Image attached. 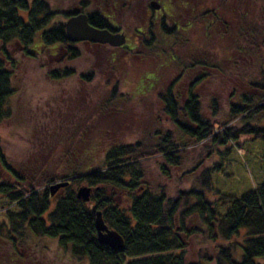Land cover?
<instances>
[{
    "label": "trees",
    "instance_id": "16d2710c",
    "mask_svg": "<svg viewBox=\"0 0 264 264\" xmlns=\"http://www.w3.org/2000/svg\"><path fill=\"white\" fill-rule=\"evenodd\" d=\"M170 1L180 4L185 0H165L166 8L172 6L168 9L172 24L161 29L145 25L144 19L138 21V26L144 28L145 37L139 47H135L131 40L128 49L123 46L112 56L114 66L111 71L116 74L119 67L121 70L120 76L109 84L114 88L135 87L138 93L147 84L153 88L170 82L157 96L163 105L158 115H164L179 136L175 137L166 129L162 131L156 121L155 127L146 133V139L136 144L113 143L103 150L95 147L98 151L93 149V153L82 148L67 151L63 154L65 158L61 166L67 171L63 178H70L71 183L59 197L51 195V186L40 189L44 183L56 182L58 178L42 179L41 175L35 176L36 173L24 174L22 170L25 168L21 171L15 169L5 155L0 138V198L7 201L4 218L0 221V264L25 263L30 254H49L48 242L51 241L58 243L64 256L58 253L45 264H264V184L241 197L223 199L218 204L208 198L210 172L217 167H207L196 176L200 161L196 167L184 170L188 158L182 148L190 142H210L214 137L215 122L206 117L204 96L209 98V104L215 103L212 100L218 97L213 95L216 98H210L201 89L208 76L222 78L221 70L224 71L226 66L207 55V34L212 33L205 31L203 38L197 26L188 30L182 24L184 21L177 19L179 15L174 14ZM87 6H92V2ZM127 6L126 14H129L128 2ZM205 11L206 25L215 23L219 29L225 26L230 38V33L235 32L234 19L225 17L218 6L209 12L205 7ZM193 17L198 22V14ZM66 19L63 13L57 15L47 0H0V127L13 118L18 61L11 50L12 45L23 48V54L31 60L54 57L60 49L64 51V60L79 61L82 57V46L76 48L75 42L67 35ZM258 29L256 27L250 35H245L247 41L242 40L244 43L239 51L234 47L232 51L247 55L255 50ZM207 45L221 49L214 40L207 41ZM185 48L188 55L178 58L175 51ZM194 49L197 53L193 51L191 54ZM165 57L173 64L167 65ZM125 58L134 66L138 65L139 76L138 72L130 74L123 62ZM145 60L147 66L141 65ZM160 62L170 69L162 68L164 65ZM133 64H130L131 68ZM67 67L52 71L51 80L61 82L70 78L74 69ZM171 73L177 76L169 81ZM82 79L86 80V85L94 81L91 78L87 80V77ZM260 88L264 89V84ZM112 97L111 104L118 98L122 99L123 94L113 92ZM254 103V100L244 97L240 102L242 106L230 104L231 121L249 113V105ZM261 110L259 108L248 117L243 116V121ZM214 111L212 115L217 112ZM233 131L220 132L213 141L223 136L220 142L226 143V138H236ZM241 132L264 138L263 129L249 125L242 127ZM153 160L158 161V172L164 181H172L175 173L180 171L178 177L182 176L184 180L201 177L204 191L191 190L190 187L177 190L171 196L168 186L152 180ZM201 178L198 179L200 183ZM82 182L97 189L89 204L76 197L74 187ZM97 212H102L107 226L123 237L124 251H114L100 244ZM197 238L200 244L196 245ZM193 248L195 250L191 251Z\"/></svg>",
    "mask_w": 264,
    "mask_h": 264
},
{
    "label": "rangeland",
    "instance_id": "374dc122",
    "mask_svg": "<svg viewBox=\"0 0 264 264\" xmlns=\"http://www.w3.org/2000/svg\"><path fill=\"white\" fill-rule=\"evenodd\" d=\"M98 1L100 0H47L57 15L73 9H80L81 6L86 7L88 2H94L96 5ZM100 2L97 4L100 5ZM147 2L149 0H133L130 4L129 14L123 15L122 18L133 24L143 19L146 20L144 8ZM263 2L264 0H192L191 2L205 6L207 12L212 8L216 9L218 6L222 9L221 12L225 17H232L236 23L235 29H233L235 32L230 33V38L228 37L229 34H226L227 28L225 26L219 29L215 23H207L206 25V31L212 33L207 34L205 46L207 55H212L214 59L226 66L224 71L221 70L222 78L221 76H208L205 86H202L201 89L206 95H210V98L212 96L215 99L216 97L213 95L219 98L215 101L212 100L215 103L209 104V98L204 96L207 102L205 105L206 117L215 122L214 137L210 142L195 144L190 142L187 147L182 148L183 151L187 152L185 157L188 158L185 171L191 167H196L200 161L202 163H200V169L196 176L207 167H217L212 173L210 172L211 186L207 191L208 198L218 204L223 199L241 197L247 191L264 184V138H255L254 133L241 132L245 125L264 130V89L260 88V85L264 84ZM110 4L113 6V0L110 1ZM92 9L96 10L97 6ZM230 12L232 14L228 15ZM25 15L23 14V17ZM226 23H228L227 20ZM126 24L128 26V23ZM256 27H259L256 33L257 40L254 41L256 49L251 50L247 55L234 53L233 47L235 51H239L241 45L247 41L245 35H250ZM213 40L221 46V49L219 46L207 47V41ZM81 46L80 54L82 57L79 61L64 60L65 56H63L64 51L62 49L59 52L54 51V57L31 60L25 57L23 48L13 45L11 48L18 61V75H16L14 85L16 94L12 105L13 118L0 127V138L5 155L15 169L21 171L22 168H25L26 170H22L24 174L26 172L28 175L36 173L35 176L40 177L41 175L40 178L42 179L52 176L58 178L56 182L44 183L42 188L39 187L40 189L63 181H70L71 183L70 178H63L67 175V171L61 166L65 158L63 154L67 151H78L82 148L93 153L95 147L98 150H103L113 143L136 144L146 139V133L155 127L156 121L158 126L161 125L162 131L166 129V132L172 133L175 137L179 136L173 130V126L167 122L166 117L158 115L163 105L159 103L157 96L164 90L163 87H168L170 82L155 85L153 88L147 84L144 89H141L142 93H136V88L130 86L114 88V85L109 83L120 76L121 68L119 67L116 74H113L111 68L114 65L111 60L112 56L117 53L114 49L120 47ZM193 51L197 53L194 49L191 50V54ZM188 53L187 48L175 51V55L181 59L185 58ZM220 53L223 55L222 57ZM148 54L151 56L150 53ZM163 59L167 65L173 64L167 57ZM123 62L130 70L131 75L138 72L139 76L140 70L137 64L134 66L126 58ZM160 63L164 65L162 68L170 69L163 62ZM130 64H133L132 68ZM143 64L147 66L146 60L141 63V65ZM67 66L74 69V72L70 73V78L61 82H53L50 76L51 72L57 68L64 69ZM174 66L177 67V63ZM81 76L87 77V80L91 78L94 81L86 85V80L82 79ZM176 76L177 74L171 73L169 81ZM256 84L259 86L255 87ZM113 92L123 94V100L118 98L111 104ZM244 97L254 100L255 103L249 105L251 111L246 112L243 116L248 117L250 113L259 108L263 110L258 114H252L245 121H243L242 116L232 122L228 111L230 104L242 106L240 102L244 100ZM243 106H248V104H243ZM213 109L214 112L217 111V114L212 115ZM155 118L156 120H153ZM73 125L77 127L73 128ZM67 127L72 128L69 130ZM234 128L236 130L233 131ZM229 129L234 132L236 138H226L227 142L221 143L220 140H223V136H219L218 141H213V138L217 137L220 132L226 133ZM177 139L179 140V137ZM97 149L95 151H98ZM152 163L150 170L152 180L154 183L158 182L168 186L171 196L177 190H186L190 187H192L191 190L204 191L201 177V183L198 180L200 178L196 176V178L189 176L188 180H184L182 176L178 177L180 173L178 171L172 181H164L158 172V161L153 160ZM84 185L87 184L83 182L76 184L75 192ZM62 190L56 193L58 197L62 195ZM6 203L5 199L0 198V221L4 218ZM199 242L197 238L195 244L197 245ZM48 243L49 254L47 252L46 254L41 252L36 253V255L30 254L25 259V263H15L45 264L49 259L53 260L52 258L58 253L64 256L63 250L56 241ZM238 249L241 251L240 246ZM194 250L195 248L191 251Z\"/></svg>",
    "mask_w": 264,
    "mask_h": 264
},
{
    "label": "flooded vegetation",
    "instance_id": "af4514ba",
    "mask_svg": "<svg viewBox=\"0 0 264 264\" xmlns=\"http://www.w3.org/2000/svg\"><path fill=\"white\" fill-rule=\"evenodd\" d=\"M101 1V0H100ZM98 1V2H100ZM152 1H156L159 4V9H154L150 3ZM96 2V5L94 2L92 3V6H86L82 7L80 9H73L68 12H63V14L67 17L65 21L66 26V32H67V24L68 22L78 16H86L87 17V23L88 25L98 31H107L112 35H125L126 37V44L123 45L124 48L128 49L129 42L133 40L135 47H139L142 43L143 38L145 37L144 34V28L141 26H138L136 22L133 24L131 22L126 21L122 18L123 15L126 14V11L128 10L127 2L128 4H132L130 0H113V6L110 4V0H102L100 2V5H98ZM165 0H149V2L146 3L147 6H145L144 11L145 15L147 16V19L145 22H147L145 25L148 26H154L156 28L162 29V26L170 25L171 23V15L168 12V8L165 7ZM192 0H185L182 1V3L178 4L177 2L174 3V1H170L169 3L173 5V12L175 15H179L177 19H182L184 23L182 24L187 26L188 30H193L197 26L199 28L200 33L202 37L204 38V33L206 31V11L205 6H202L200 3H191ZM89 3V2H88ZM167 5V4H166ZM178 5L180 6L178 8ZM97 6V9H92ZM131 7L129 6V9ZM194 14H198V22L195 21V18L193 17ZM173 18V17H172ZM174 22L177 24V21L174 20ZM179 22V21H178ZM128 23V26L127 24ZM173 24V25H176ZM76 48L79 46L84 45L85 46H93V47H113L111 45H103L100 43H94L90 41H79L74 43ZM121 46L120 48H123ZM118 49H114L118 51ZM131 49V48H130ZM116 53L113 55L115 56Z\"/></svg>",
    "mask_w": 264,
    "mask_h": 264
},
{
    "label": "water",
    "instance_id": "95a60500",
    "mask_svg": "<svg viewBox=\"0 0 264 264\" xmlns=\"http://www.w3.org/2000/svg\"><path fill=\"white\" fill-rule=\"evenodd\" d=\"M150 5L154 9H159V4L156 1H152ZM67 35L74 42L90 41L100 44H109L114 47H121L126 44L125 35H112L107 31L95 30L88 25L87 17L83 15L74 17L68 22ZM69 185L70 181L55 183L50 187L51 195L55 196L59 190L64 189ZM96 190L97 189L88 185L81 186L76 192V197L78 200L89 204L91 203L92 196ZM96 228L98 232V240L101 245L108 246L114 251H124L125 242L123 237L107 226L103 219L102 212H97L96 214Z\"/></svg>",
    "mask_w": 264,
    "mask_h": 264
}]
</instances>
